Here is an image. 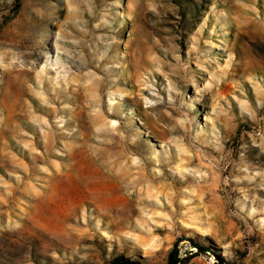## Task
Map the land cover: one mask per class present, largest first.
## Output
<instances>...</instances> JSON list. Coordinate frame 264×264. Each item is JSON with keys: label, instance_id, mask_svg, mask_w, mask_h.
<instances>
[{"label": "rangeland", "instance_id": "1", "mask_svg": "<svg viewBox=\"0 0 264 264\" xmlns=\"http://www.w3.org/2000/svg\"><path fill=\"white\" fill-rule=\"evenodd\" d=\"M176 242L264 264V0H0V264Z\"/></svg>", "mask_w": 264, "mask_h": 264}, {"label": "trees", "instance_id": "2", "mask_svg": "<svg viewBox=\"0 0 264 264\" xmlns=\"http://www.w3.org/2000/svg\"><path fill=\"white\" fill-rule=\"evenodd\" d=\"M19 3V1H18ZM20 6V4H17L16 7L18 8ZM184 239H188L191 243L194 244V246L199 250H206V248L202 247L199 243L193 241L191 238H184ZM188 261L187 257H181L179 255V248H178V242H176L170 253H169V259H168V264H185ZM112 264H134V263H130L128 262V260L121 258L120 256H117L114 258V260L112 261Z\"/></svg>", "mask_w": 264, "mask_h": 264}, {"label": "water", "instance_id": "3", "mask_svg": "<svg viewBox=\"0 0 264 264\" xmlns=\"http://www.w3.org/2000/svg\"><path fill=\"white\" fill-rule=\"evenodd\" d=\"M129 262V261H128ZM130 263H133V262H130ZM134 264H136V263H134Z\"/></svg>", "mask_w": 264, "mask_h": 264}, {"label": "bare ground", "instance_id": "4", "mask_svg": "<svg viewBox=\"0 0 264 264\" xmlns=\"http://www.w3.org/2000/svg\"><path fill=\"white\" fill-rule=\"evenodd\" d=\"M50 198V197H49Z\"/></svg>", "mask_w": 264, "mask_h": 264}]
</instances>
